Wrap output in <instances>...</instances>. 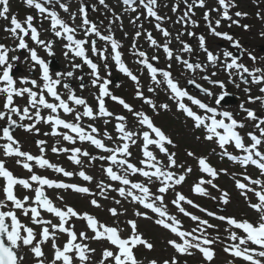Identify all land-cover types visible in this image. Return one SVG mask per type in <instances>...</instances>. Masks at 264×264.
<instances>
[{
  "label": "rangeland",
  "instance_id": "rangeland-1",
  "mask_svg": "<svg viewBox=\"0 0 264 264\" xmlns=\"http://www.w3.org/2000/svg\"><path fill=\"white\" fill-rule=\"evenodd\" d=\"M64 1L69 4V12L64 13L63 11H59L57 9L56 11L57 13H59L61 19H63L65 22L68 19L67 24L76 29V32L74 33L75 39L88 41V43L84 45L85 55L87 57H92L94 59V62L98 66L99 76L101 78L98 83L106 80L109 74L114 75L118 73L120 75L119 85H123L124 88H128L132 94L135 93L134 89L136 86L134 85V81H132L127 75L119 71L115 61L112 59L114 54L111 50V43L99 39L93 33L85 35L87 28H85L84 31L83 28H80L83 27V24L79 18V3H85L92 6V11L87 16L88 21L94 22V25H96V28L101 33V35H111L119 43V48L117 49V51L121 53L122 62L134 75L139 78V89L143 92V95L151 99L152 102L157 105L156 109L154 110L149 104L145 103V105H143L144 110L147 112L151 111L154 114L160 113L162 117L166 118L172 124L171 127H169V131L164 124H161V121L159 119H156V121L163 125V127L166 129L167 135L170 138L172 137L177 140V142L174 141L172 145L175 148L174 152L169 151V149L167 148V144L164 145L169 153L175 154L176 166L169 170L176 175L183 174L185 176V180L180 184H172V186L169 187L168 191L164 194L163 206L165 207L169 215L176 217V219L179 221V229L181 231L192 232L194 228H197L198 221H193L190 216H186L181 213L172 203V201L175 199L176 193H181L188 200H192L195 205H198V207H194L193 205L187 204L186 202H181L182 206L187 212L199 217L200 219L207 220L209 224L215 226L212 228H208L207 226H200L204 229V231H197L195 233V235L198 237L204 235L207 237V239L214 241V243L209 246L214 252V258L211 262L205 260L203 254L200 253L197 249H191V255H181L177 253L171 247V245L168 244V241L177 240V242L180 243H182V241H180L179 238L170 230L164 229L163 227L155 223V219L158 218L157 214L153 213L150 209L144 208L140 203L133 201L130 196H121L117 189H119L120 187L130 189V185L125 186L120 184L119 181L111 180L107 176L105 169L108 167H112L113 171L118 175H127V178L132 183H140L145 185L149 189L150 197L152 199H154L156 195H159L157 191L161 186L159 180H156L155 178L149 180L147 177H144L139 173H126L124 170L125 166L113 164L112 161L107 159H100V157L102 156L108 157L109 155H111L110 152L96 148L89 141H80L78 138H76L75 142L73 143L64 140L63 135H52L51 125L42 121L37 123L34 117L33 119L22 120V122L27 125L35 124V129H33L32 131H23V129H19L18 131H16V133L18 134L14 135L13 138L18 142V145L15 146H18L21 151L30 153L33 156H43L51 164L61 167L65 171L73 173V175L64 176L63 173L56 172L53 169L50 170L48 167H40L35 163V161H28V163H31L30 165L32 166V171L29 172L27 169L23 168L22 164L16 163L18 159L23 160L22 157L9 156L7 158L4 155V151L0 150V161L4 162L6 168H8L9 171H14L16 174L14 176L21 177L22 179H27L31 182L30 184L32 185V187L29 190H23V192H20L16 188L14 190L15 195L20 199H23L25 196L34 198V189L36 187H42V191L44 192L45 196L52 202L55 207L61 210H66L67 207H71L77 213L81 214V216L87 213L96 221H98L99 224L118 229V234L122 239H127L131 235V227L128 224V221H135L138 233L141 234L145 240L153 244V248L151 250L144 248L142 245H137L135 248H133V253L140 264H149V261L152 260L157 261L158 264H163L165 260H171L173 257H176L178 264H249V262L244 260L242 257L234 256L230 251H224L225 248H231V246H233L234 244H239V240L234 241L229 238L231 232H236L237 236L241 237L245 236L246 234L242 230L235 229L228 225L226 221H221L216 217H234L237 220H248L254 225L258 224L260 222L259 214L249 207V202H258L254 192L250 191L249 194L245 193V195L247 196L246 199L245 195L241 194L242 190L236 187V182L240 181L241 183L246 184L249 188H254L256 191H260V186L253 185L249 182V180L245 179V177H249L252 180H256L257 177L245 175L242 171L238 170H234L233 173H235L233 176H231L232 174L230 169H227V178L221 175L220 179H216V177L215 179H213L212 177L209 178L207 177V175H203L202 171L200 172L198 165V158L200 157H203L206 160L209 159L213 161V163L215 162V168L213 169L217 170L218 173L220 172V168L224 166L222 164L220 165L218 161H216V158L212 151L215 147L212 144L207 143V140L204 138L206 132L203 127L196 128L194 125L188 124L186 120V118L188 117H186L181 111H178L176 101L170 99L171 93L170 90L167 89L166 84L161 83L159 85H156L155 83H153L147 69L142 64L138 63L139 57L133 54V41H135L136 49H138L139 51H146L143 46V42L144 39H147L145 38V32L147 31V29H143V23L141 22V17L138 12H135L134 15H131L132 18L131 16L128 17V14H126V16L123 15V5L121 4V0H104V4H100L99 0ZM228 1L229 3L231 2V4L233 3V5H235L232 6V10H228V14L231 15V19H238L239 24H241L242 26L246 24L252 26L251 30L245 32L243 31L242 26L241 29H239L238 27H232L230 25V22L222 24V30H227L231 35H237V40L240 44V47L243 49V58L240 60V64H244L250 70L255 68L264 69V52L258 49L260 45H264V0ZM12 2L16 3V5ZM20 3H22L23 6ZM162 4L163 10L166 11L167 8L168 13L172 15L170 6L166 5V0H162ZM17 5H20L22 7L20 13L13 12L18 7ZM105 5H107V7H105ZM204 5L207 6V8L205 9L210 13L209 22L211 23L212 27H215L218 30L216 24H214V21L211 20V17L219 20V17H221L219 11L224 9L214 8V2H212V0L204 2ZM9 7V16L16 15L21 21H23L27 15H32L34 17V21L36 22V26L40 30L41 39L48 41L51 40L50 38L54 36V33L50 30L48 25H45V28H47L46 31L41 26V19H38V21L35 20V11L29 13L30 8L24 3V0H11L9 3ZM237 12L246 13V15L236 16L235 14ZM70 13H75V18H72ZM242 16H245L246 23L241 20ZM168 19L169 18L167 17L166 20ZM2 21H4L5 26L8 25L7 21ZM222 25L220 24L219 26L222 27ZM166 26L170 28L169 37H164L162 34L160 35L159 32H156L155 26H153L152 28L155 31L154 39L157 41V44L163 45L164 43L169 42V47L172 49L174 55L179 53V55H181L184 59L189 58L193 62L198 61L202 66L206 68V71L201 72L199 70H196L193 73H189L182 65H177V61L175 59L168 60L165 53L161 50H159L158 53L145 52L149 58L152 56L159 57L158 60L150 62L158 69L169 71L172 74V78L175 81H178L181 88H184L186 80L188 79H194L195 81H197V83H200L202 85L206 84L208 86V84L210 83L207 80L201 78L203 75H208L212 80L223 81L225 85H228L229 89L227 91L237 96L238 103L234 106L221 105L220 110H227L233 113L234 118L237 121L241 123H248L250 126H253L248 127L244 132L242 131V137L244 138L245 144L250 143V138L246 133H248L249 131L254 133L255 130H257V132L259 133V130L255 128L256 122L248 119L246 117V113L240 109V104L243 103L246 108L254 110L257 116L264 117V108L260 105V103H249V93H245L243 91L245 87H250V94L252 96L264 95L259 92V87L261 85H254L250 83L244 84L243 82H241L240 76L237 74L236 69L229 70L225 68V63L230 62V60L229 58H225L223 53L224 51H228V49L227 47H225V45H219L221 44V42H219L221 41V37H216L210 32L209 23L206 24L205 31L204 33H201L200 36H203L205 38V46L212 48L210 49V51H212L214 55L219 57V60L215 65L210 64L207 61L206 53L200 50L199 40L197 39L198 37H196V35L192 36L191 40H188V29H191L189 28V26L183 28L182 22L177 23L172 19L166 22ZM77 32L79 34H77ZM137 32L141 33L139 37L136 36ZM3 33L5 32L3 31ZM181 33L183 34L180 35V40L178 41L176 37ZM219 38L220 40H217ZM93 40L96 41L97 49H103L102 51L104 52L106 59H102L98 54H93L91 44ZM56 41L58 44L52 45V51L54 54L57 53L58 56L62 59V65L61 70L55 72L53 71L50 73V75L53 79H56L57 73H66L68 71H72L74 73L73 77H60L61 84L56 86V91L62 96V99L67 100L69 94L68 89L63 87V84L67 83L76 96L80 95L81 98H83L86 103L93 108L94 113H96L94 117L100 120L105 125L104 129L101 131L100 129L93 126V123L90 122V119L88 120V117H82L79 123L83 127L85 132L93 135L97 139H100L107 148L114 149L118 146H122L123 141H121L119 138L121 134L116 129V124L118 123L116 117L122 116V114H116L112 111H109L113 113L111 117H102L98 114L99 106L98 103H96V100L99 96V87L92 85V80L94 79V77L90 75L91 69L86 67L87 73H84L82 71L85 67L83 58L75 57L68 48L64 47V45L68 43L66 39L60 38V41H58V38L56 37ZM180 41H183L185 43L192 42L190 43V46L194 50L193 53L181 52L180 49L182 48V44L180 43ZM145 43L146 45L148 44V42ZM65 52L69 53L68 56H65ZM39 54L43 59L48 58V53L43 48H39ZM250 57H255V61H253ZM22 59L23 63L18 62L22 67V71L20 73H15V79L18 77V85L16 83V87H31V85L20 84L19 78L21 76H26L29 79H35V76L37 75V66L35 67V69L30 70L29 66L32 62L30 60L25 61L24 57H22ZM73 64H79L80 67L73 68ZM106 64L110 66L111 70L105 68ZM169 65H171V67H169ZM113 68L115 69L116 73H111ZM31 73H33V75H31ZM212 73H216V75L213 76ZM230 73L231 79H234L236 83L240 84L239 88L236 87V83L229 82ZM32 76L34 77L32 78ZM197 76H199L200 79H197ZM245 76H247V74H245ZM80 77H82V79H80ZM157 78L163 80V77L160 76L159 73L157 74ZM247 78L249 79V81L251 80V77ZM37 81L41 84L43 83L39 78ZM210 86L208 87L211 90ZM149 88H153L154 91L150 92L148 90ZM34 90L39 91L37 89ZM160 90L164 91V100L160 98ZM222 91H225V89L222 90L216 85L212 88V92L217 96ZM196 94L198 95L193 96H196L198 99L204 101L210 106L217 107L213 97H209L202 93ZM46 99H49L47 95ZM0 101H5V95L3 93H0ZM49 102L54 103L53 101ZM13 103L15 106L23 109L25 106H27V94H25L24 96H14ZM68 103L69 106L74 109V112L65 114L62 109H58L56 113H51L49 109H44L41 106V115L45 118L47 115L59 116L61 119L69 122H74L75 114L82 113L83 109L81 106L75 105L71 101H68ZM184 103L190 105L193 111H195V105H191L190 101L185 100ZM161 104H167L168 108H160L159 105ZM5 110L7 112V109ZM125 110L126 109L123 107L122 111L124 112ZM32 111L33 110L30 109V115L32 114ZM195 112L204 115V112H201L200 109ZM18 117L19 116L12 114V118L17 119ZM0 121L3 120L0 119ZM105 121L108 122L105 123ZM123 123L128 130L140 134L134 137V139L136 140L135 144L129 142V151L131 152V155L126 157V159L139 168H145V170L149 171L154 170L148 169L146 165L141 164L140 161L146 159L143 155L144 145L142 133L144 131H149L151 138H155V134L152 133L146 125H141L139 123L138 117L137 121L132 122V124L128 120H124ZM92 127L97 129L95 133L91 132ZM57 132L67 133L69 135H72L73 137H76L75 133L70 132V130L68 129H64L63 127L58 126ZM172 132L175 134H171ZM105 133H107V135H105ZM257 136H259V134H257ZM2 137L3 135L0 133L1 145L10 143L8 140ZM109 137H111V139H109ZM118 139L119 142L115 143ZM39 141H44V144L39 145ZM211 142L213 141H210V143ZM176 144L179 145V148H181V150L183 151L182 157L178 155L179 150L176 148ZM198 146H200L199 151L197 150ZM41 147L44 149L43 152H41L40 150ZM53 147H56L58 149H68L69 151L53 152ZM73 148H80L82 152L87 151L89 153V156L85 157L83 155L77 154L78 159L81 161V163L76 164L69 159V157L72 155L71 149ZM261 149L262 148L260 147L259 150ZM148 150L151 151L156 159L161 162V165H167L166 154L160 152L159 148L156 145H149ZM189 152H192L194 155L189 156ZM91 157H96V159L93 160L91 159ZM187 168H191L192 171L187 172ZM81 171H83L86 175L92 177V179L89 181H85L79 175V172ZM33 174L50 179L52 181L55 180V182L66 178V183L69 182V184L86 187L89 189V193L75 192L70 188L53 190L54 192H52L50 188L47 187L45 189L44 186H40L37 183L32 182L30 180V176ZM201 178H204L205 180L213 179V183L218 187L213 188L209 184H204L202 185V187L206 189L207 195L194 193L192 191V188L199 182ZM3 185L4 184H0V200H4ZM133 191L136 195H142L139 190ZM221 192L228 193L227 199L229 202L227 204H224L220 201L219 197L221 195ZM92 200H96L100 206H94L91 203ZM117 201H119V203H117ZM5 203H7L9 207L6 204L5 207L0 208V211H13L16 214L19 222L23 219L22 225L33 229V233L36 236V240H34V243L39 242L44 253L43 257H41L40 259L44 261V264H52L55 253V250L52 248V239L50 238L47 241L41 242V237L39 235L43 225L33 223L30 213L28 215H25L23 210L14 208L11 202L5 201ZM156 203L159 206L160 202L157 201ZM29 205L36 206L32 203L31 200L28 202L26 207ZM109 209H115L118 215H112ZM201 209H205L206 211H201ZM137 212L146 213L147 217H151V219L145 218L144 216H138L136 215ZM207 212H212L215 215L208 216ZM39 214V218L42 220H49L54 224L59 223L58 217H56L52 213L47 212L43 208H39ZM66 227L71 228L75 233H77L78 238L75 243L87 244L89 248L95 249L94 252L87 253L90 259L86 262V264H99V261L103 258L102 254L104 249H109L113 252L118 251L116 246L112 245L107 239H80L79 233L81 232L85 233L88 237H92L94 235L93 231L87 226V221L84 219L78 217H69L67 218ZM188 239H191V237H188ZM67 240V233H61L59 231L55 233V243L57 247L63 248V245L67 242ZM245 247L255 248L257 249V251L260 250L257 245H253L250 242L245 245H240L241 249ZM18 252L24 257L20 264H37V258L28 247L21 246ZM69 255L73 257V264H80L79 259L75 256L74 253H69ZM256 258L264 260V258ZM56 264H62V262L56 261ZM105 264H114V261H111V259H109L105 261Z\"/></svg>",
  "mask_w": 264,
  "mask_h": 264
},
{
  "label": "snow or ice",
  "instance_id": "snow-or-ice-1",
  "mask_svg": "<svg viewBox=\"0 0 264 264\" xmlns=\"http://www.w3.org/2000/svg\"><path fill=\"white\" fill-rule=\"evenodd\" d=\"M100 4H104V0H99ZM135 0H123L125 5L131 7ZM140 4L143 5L147 10V15L149 17H154L157 21L162 20L163 18L158 16L156 11L154 10L157 5V0H139ZM24 3L30 7L35 8L45 19H50V28L54 35L58 38H63L68 41L67 44L64 45L65 48H68L75 57L83 58L84 64H86L90 69V75L94 77L92 80L93 86L99 87V96H98V106L99 111L98 114L102 117H111L113 113L106 110L104 105L103 97L111 96V99L121 104L125 109L129 112H132L134 116L138 117L139 123L141 125H146L148 129L151 130L152 133L155 134V138L150 137L149 131H144L142 133L143 137V155L146 158L145 160H141V164H145L148 169H154L152 171L145 170V168H139L136 165L130 163L126 157L131 155L129 151V142L132 144L136 143L134 137L138 134L137 132L130 131L126 128L123 121L126 119L124 116H117L116 120L118 123L116 124L117 131L121 134L120 140L123 141L122 146H118L117 148H107L104 143L100 139L95 138L93 135L86 133L83 127L80 125L79 121L82 117L94 118L96 113L92 107H90L86 101L76 96L70 86L67 83L63 84V87L68 89V97L67 100L62 99L60 94L56 91V86L61 84L60 77H73L74 73L72 71H68L66 73H57L56 79H53L49 73V67L47 62L42 59L36 49L31 48L26 41V37H30L31 41L34 42L38 46H42L44 50L48 53V55L52 56L54 53L52 52L53 42L51 40L45 41L40 39V34L38 29L34 26L33 20L34 17L32 15H27L23 21L18 19L16 15L9 16L10 7L9 0H0V19H3L8 22L3 29L4 32L8 33L14 41H18L15 43L13 47H8L4 43H0V93L5 95V102L3 103V108L7 109V112L0 111V119H6L9 125L16 124L17 122L12 118V114H15L20 117L21 120L24 119H35L37 123L44 122L49 123L52 128V135H63V139L69 142H75V139L78 138L80 141H89L92 145H94L98 149H103L104 151L110 152L111 155L108 157H100V159H107L112 161L113 164L125 166L124 170L126 173L136 174L147 177L149 180L155 178L160 181L161 186L158 188L159 195H156L154 199L150 197L149 189L140 183H132L127 175L121 176L113 171L112 167H108L105 169L107 176L113 181H119L122 185H130V189H126L124 187H120L117 189L121 196L127 195L132 198L133 201L140 203L144 208L150 209L153 213L157 214L158 218L155 219V223L164 229L170 230L174 233L182 243L177 242V240H169L168 244L179 254L191 255V249H197L200 253L203 254L205 260L211 262L214 258V252L209 247L214 241L207 239L206 236H196L195 233L197 231L203 232L204 229L200 226H207L208 228L215 227L212 224H209L207 220L200 219L199 217L192 215L187 212L185 208L182 206L181 202H186L187 204L193 205L194 207H198L195 205L192 200H188L183 194L176 193L175 199L172 203L176 206V208L186 216H190L193 221H198L197 228H194L192 232L181 231L179 229V221L176 217L171 216L167 213L165 207L163 206L164 194L168 191L169 187L172 184H180L185 180V176L183 174L176 175L169 169L176 166V159L174 153H169L167 148L164 146L165 144H172L173 141L169 139L158 127H155L151 119L145 115L143 112H136L132 109V107L126 103L123 99L111 95V93L107 90L106 85L108 84L107 80H104L101 83L100 81L98 66L96 63L92 62L85 55L84 45L88 43L85 40H79L74 38V33L76 31L75 28H72L69 24H67L63 19L60 18L59 14L55 10V6L59 5V8L64 12L69 11L68 4L64 3L63 0H24ZM188 11L185 12L184 18L189 17V12L192 11V8L196 5L203 7L204 0H193V4H187V0H185ZM219 5L224 9L223 18L230 19L228 15V8L230 6H235L227 2V0H218ZM51 6V7H49ZM107 7V5H105ZM135 11V8H132ZM176 9L173 8V11ZM79 13H85V7L80 6ZM72 18H75V13H70ZM236 16L246 15V13L237 12ZM182 18V19H184ZM204 19L209 20V13L205 12ZM84 25L89 24V21L85 17L82 21ZM192 24H195V21H191ZM233 23H238L237 21H233ZM220 24V20L216 21V26L218 27ZM243 27L247 28L248 25H244ZM156 28L163 34L165 37H169L170 33L161 27L160 23L156 24ZM209 29L211 33L215 36L223 37L229 41H233V38L227 33L217 32L214 27H212L211 23H209ZM88 33L95 34L99 39L105 40L111 43V50L114 54L112 59L115 61L119 71L127 75L132 81L137 84L136 96L138 98L144 99L145 103L149 104L154 110L157 105L152 102L151 99L144 97L143 92L139 89V80L136 75H134L128 67L121 60V53L117 51L119 48V43L111 36V35H101V33L97 30L95 25H92L85 32V35ZM178 34L176 39L180 40V35ZM189 36H195V33L189 32L187 33ZM141 35L140 32L136 33V36L139 37ZM148 40L152 46L162 47L163 52L166 55L168 60L175 59L178 63H181L187 70L195 72L199 70L201 72L206 71V68L201 65V63H192L187 59H183L181 55L173 54L172 49L169 47V42L164 43L163 45H158L157 41L151 36L148 35ZM199 40V48L204 53H206L207 61L210 64L215 65L219 57L214 55L211 51L207 49L205 46V38L203 36L198 37ZM181 52L193 53V48L183 42ZM236 47H239V43L233 41ZM92 44V52L93 54H98L102 59H106L104 52L100 49L96 48V41L93 40ZM27 51L28 56L25 57V61L31 60V65L29 66L30 70L35 69L38 65L41 72V80L42 84L39 83L35 79H29L26 76H21L19 78V82L22 85H31V87H16V79L14 77L13 69L15 67V62L19 61L20 57L17 55H13L9 58L10 52L16 51ZM133 54L139 57L138 63L142 64L148 71L149 75L153 83L159 85L161 83L166 84L167 89L170 90L171 96L170 99L176 101L177 110L181 111L186 117L190 118L194 122V126L196 128H201L206 132L205 139L208 141H214L218 144L219 148L223 150V154L228 156L231 160L239 159V162L242 165H247L249 163L256 165L262 174H264V151H260V147H264V117L257 116L256 112L252 109L246 108L243 103L240 104V109L246 113L248 119L255 121V128L259 130V136L253 134L252 132L248 133V137L250 138V143L245 144L244 138L241 136L238 129L244 127L242 123L237 121L234 118L233 113L227 110H220V106L222 104H226L227 96L229 95L226 91H222L218 96L214 94L209 89L203 88L200 84L196 83L194 79H190L187 82L189 84H194L196 88H198L202 93L209 97H213L215 104L217 107L210 106L202 102L200 99L194 97L189 94L188 91L181 88L179 86L178 81H175L172 78V74L169 71L158 69L155 67L150 61H156L159 59L157 56L148 57L144 51H139L136 49L135 41H133ZM68 52H65V56H68ZM225 58L231 57V53L228 51H224L223 53ZM253 61H255V57H250ZM73 68H79V64H73ZM171 67V65H169ZM107 68V64L105 65ZM226 69H236L237 74L240 76L241 82L244 84H254L261 85L259 87V92L264 94V69L255 68L250 70L244 64L237 63L235 58L231 59L230 62L225 63ZM163 77V80L157 78V74ZM247 74V76H245ZM212 75H216V73H212ZM247 77H251V80ZM204 80H207L210 84L218 86L220 89H225V84L223 81L212 80L210 76L204 75L201 77ZM82 79V77H80ZM230 83H236L234 79H231L230 73ZM83 87V85H82ZM236 87L239 88L240 84L236 83ZM37 89L39 91H36ZM150 92L154 91L153 88L148 89ZM245 93H249L248 102L256 103L259 102L262 107H264V95L252 96L250 87H245L243 89ZM51 96L57 103H50L46 99V95ZM27 94V106L23 109L17 107L13 103L14 96H24ZM185 99L190 101L191 105H195L198 109L203 110L204 115L198 114L193 111L192 107L186 103H184ZM68 101L73 102L75 105L83 106L82 113L75 114L74 122H69L64 119H61L59 116L48 115L46 118L41 115L40 108L41 106L44 109H49L51 113H56L58 109H62L65 114L74 112V109L69 106ZM160 108L167 109V104L159 105ZM30 109L33 110L30 115ZM108 121H105L107 123ZM25 127V130L32 131L35 129V124L32 125H22ZM63 127L64 129L70 130V132L75 133L76 137L69 135L67 133H58L57 128ZM38 131V130H37ZM97 131L96 128L92 127L91 132L95 133ZM3 137L6 138L10 143H6L3 145V151L5 156H17L22 157L23 160H17V164H22L23 168L27 169L29 172L32 171V166L28 163V161H35L37 165L40 167H48L52 168L56 172L63 173L64 176H72L73 173L65 171L63 168L58 167L56 165L51 164L47 159L43 156H33L30 153L21 151L18 146V142L13 138L9 133V128L4 127L2 129ZM47 134V133H46ZM107 135V133H105ZM111 139V137H109ZM39 145H43L44 141H39ZM234 144L236 149L241 150L245 155L242 158H238L236 156H232L226 148V145ZM149 145H156L160 152L165 153L167 156V165H161V162L156 159L151 151L148 150ZM41 152L44 149L41 147ZM53 152L58 151H69L68 149H58L56 147L52 148ZM72 155L69 157L74 163L79 164L81 161L78 159V155H83L85 157L89 156L87 151H83L80 148L71 149ZM189 156H193L192 152L188 153ZM258 157L259 159H254ZM91 159H96V157H91ZM198 165L202 172L207 173L210 177L215 179L218 175V171L213 169L206 161L205 158H198ZM187 172H191V168L186 169ZM80 177H82L85 181H89L92 177L86 175L83 171L79 172ZM0 177L5 180L3 185V194L4 200H0V208L5 207V201L11 202L12 206L16 209L23 210L25 215L31 214L32 222L35 224L43 225L41 231L39 233L42 241H47L50 238L52 239V248L55 250L54 259L52 264H56V261H61L62 264H73V257L69 255V253H74L75 256L79 259L80 264H86L89 261L90 257L87 253L94 252L95 249H91L87 244L75 243L77 240V233H75L71 228L66 227L67 218L69 217H78L87 221V226L93 231L94 235L92 237H88L85 233H79L80 239H107L112 245H115L118 251L113 252L109 249H104L103 258L99 261V264H105V261L111 259L114 261V264H140V262L136 259L133 248L137 245H142L144 248L151 250L153 248V244L145 240L141 234L137 231V225L135 221H128V224L131 227V235L127 239H122L118 234V229L108 227L103 224H99L92 216L87 213L81 214L77 213L71 207H67L66 210H61L55 207L52 202L45 196L42 191V187H36L34 189L35 196L34 198H30L25 196L23 199L18 198L14 193V186L20 185L25 189H30L32 185L27 179H20L13 175L11 171H9L4 162L0 161ZM163 178V179H161ZM213 179L201 178L197 184H195L192 188L194 193L200 195H207L206 189L202 187L204 184H209L213 188H217L218 186L213 183ZM246 180L253 185H260L261 190L256 191L254 188H249L246 184L241 183L240 181L236 182V187L241 189L242 195H245V191L254 192L257 203L249 202V207L255 210L259 214V223L253 224L248 220H237L234 217H225L219 216L216 217L221 221H226L228 225L235 229L242 230L246 235L245 236H237L236 232H231L229 238L236 241L239 240V244H234L231 248H225V252H231L232 255L242 257L244 260L248 261L249 264H264V260L257 259L256 257L264 258V184L260 180H252L249 177H245ZM30 180L32 182H36L40 186H48L55 188H70L75 192L79 193H89V189L86 187H81L73 184H64L52 181L50 179L38 176L31 175ZM99 187V185H98ZM133 190H139L142 195H136ZM228 193L221 192L219 197L220 201L224 204H227L229 201L227 199ZM247 199V196L245 195ZM32 201L36 206H27L29 201ZM157 201L160 202L159 206L157 205ZM91 203L99 207L100 205L96 200H92ZM119 203V201H117ZM39 208H43L49 213H52L59 219V223H52L49 220H42L39 218ZM112 215H118L115 209H109ZM201 211H206L205 209H201ZM136 215L144 216L145 218L151 219V217H147L146 213L137 212ZM208 216H214L215 214L212 212H207ZM7 218H10L11 225L9 226L5 221ZM102 229V231H101ZM59 231L61 233H67L68 240L63 245V248L57 247L55 243V233ZM191 237V239H188ZM36 240V236L33 233V229L30 227H26L22 225L16 214L13 211H0V264H20V262L24 259L22 255L19 254L18 250L21 246L28 247L30 251L37 258V264H44V261L40 259L43 257L44 253L41 249V245L39 242L34 243ZM253 245H257L259 247V251L255 248L245 247L243 249L240 248V245H245L248 243ZM149 264H158L157 261L152 260L149 261ZM163 264H178L176 257H173L171 260H165Z\"/></svg>",
  "mask_w": 264,
  "mask_h": 264
},
{
  "label": "water",
  "instance_id": "water-1",
  "mask_svg": "<svg viewBox=\"0 0 264 264\" xmlns=\"http://www.w3.org/2000/svg\"><path fill=\"white\" fill-rule=\"evenodd\" d=\"M49 66L52 67V68H54V67H55V63H54L53 61H51V62L49 63ZM10 129H13V127H11Z\"/></svg>",
  "mask_w": 264,
  "mask_h": 264
},
{
  "label": "flooded vegetation",
  "instance_id": "flooded-vegetation-1",
  "mask_svg": "<svg viewBox=\"0 0 264 264\" xmlns=\"http://www.w3.org/2000/svg\"><path fill=\"white\" fill-rule=\"evenodd\" d=\"M233 38L238 42V40H237V35H236V34L233 35ZM238 43H239V42H238ZM189 45H191V44H189ZM225 46H227V48H228V47H229L228 43H227V45H225Z\"/></svg>",
  "mask_w": 264,
  "mask_h": 264
}]
</instances>
